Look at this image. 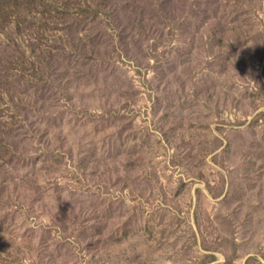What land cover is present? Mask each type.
Listing matches in <instances>:
<instances>
[{
  "label": "rangeland",
  "instance_id": "rangeland-1",
  "mask_svg": "<svg viewBox=\"0 0 264 264\" xmlns=\"http://www.w3.org/2000/svg\"><path fill=\"white\" fill-rule=\"evenodd\" d=\"M0 264H264V0H0Z\"/></svg>",
  "mask_w": 264,
  "mask_h": 264
}]
</instances>
